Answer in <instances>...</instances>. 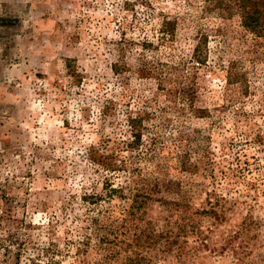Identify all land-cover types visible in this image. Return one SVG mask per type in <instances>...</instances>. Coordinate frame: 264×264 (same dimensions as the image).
I'll use <instances>...</instances> for the list:
<instances>
[{
    "label": "rangeland",
    "instance_id": "1",
    "mask_svg": "<svg viewBox=\"0 0 264 264\" xmlns=\"http://www.w3.org/2000/svg\"><path fill=\"white\" fill-rule=\"evenodd\" d=\"M211 5L0 0V264H264V39Z\"/></svg>",
    "mask_w": 264,
    "mask_h": 264
},
{
    "label": "trees",
    "instance_id": "2",
    "mask_svg": "<svg viewBox=\"0 0 264 264\" xmlns=\"http://www.w3.org/2000/svg\"><path fill=\"white\" fill-rule=\"evenodd\" d=\"M208 2L210 5L212 4L209 7L210 12L218 11L220 15H224V16L225 15L230 16L236 12L240 16L241 25L246 31L253 34L255 37L264 39V0H208ZM161 31L164 34V36L173 38L176 33V24L174 22L166 21L163 23ZM206 42H207V38H204L203 41L200 40L194 51L195 52L194 58L200 63L204 61V49L206 47L205 46ZM146 46L149 47V45ZM122 61L123 58L121 62ZM113 71L115 74H119L125 71L123 64H115L113 66ZM244 77H245L244 74L234 73L233 75V73L230 72L229 84L230 85L243 84ZM184 92L185 93L182 94L185 96L186 90ZM190 101H192V99H190ZM205 112L206 110L199 109L197 113L201 115L204 114ZM128 124L131 128L132 136H133L131 148H137L141 145L143 141L145 127L143 125L141 118H130L128 120ZM90 154L93 158L97 157L94 158L95 161H98L99 164L104 165L105 167H112V168L117 167L116 163H114L113 161V158H115L113 153L110 155H106V154L100 155L99 153L97 152L94 153V151L90 150ZM97 154L99 155L97 156ZM107 189H108V194L110 195L120 192V189L111 186L110 187L107 186ZM164 203L167 205L175 206L178 209L189 208V206L184 203H179L174 201H164ZM203 213L204 214L213 213L216 215L217 218H219L217 212H214V210L212 211L205 210Z\"/></svg>",
    "mask_w": 264,
    "mask_h": 264
}]
</instances>
